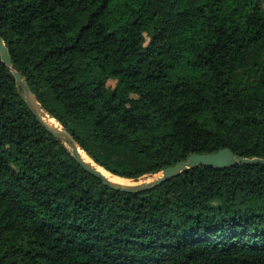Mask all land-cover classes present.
<instances>
[{
    "label": "trees",
    "instance_id": "16d2710c",
    "mask_svg": "<svg viewBox=\"0 0 264 264\" xmlns=\"http://www.w3.org/2000/svg\"><path fill=\"white\" fill-rule=\"evenodd\" d=\"M0 35L42 109L118 177L221 148L264 158V0H0ZM0 264H264V164L111 189L0 58Z\"/></svg>",
    "mask_w": 264,
    "mask_h": 264
},
{
    "label": "water",
    "instance_id": "95a60500",
    "mask_svg": "<svg viewBox=\"0 0 264 264\" xmlns=\"http://www.w3.org/2000/svg\"><path fill=\"white\" fill-rule=\"evenodd\" d=\"M0 58L2 62L8 66L15 78V83L18 88L21 89L25 103L32 114L35 116L36 120L41 124V126L49 132L54 137L61 140L70 150L71 155L76 159L79 165L87 171L88 173L92 174L103 184L108 186L111 189L120 190L128 193L132 192H140L146 190L148 188L158 186L162 182L170 179L177 174L201 165L207 166H214V167H227L237 163H254V164H264V158L260 157H242L233 153L229 148H221L217 151L210 152V153H191L185 159L178 161L176 164L167 166L160 171V175L153 180L125 185L120 183H114L109 180L100 170L93 168L87 164H84L79 156V149H81L74 137L62 126L54 127L47 123L42 116V107L40 106L39 102L37 101L36 96L31 91L30 87L26 83V81L22 78V76L17 72L11 65V58L9 55V51L4 44V41L0 35Z\"/></svg>",
    "mask_w": 264,
    "mask_h": 264
},
{
    "label": "bare ground",
    "instance_id": "6f19581e",
    "mask_svg": "<svg viewBox=\"0 0 264 264\" xmlns=\"http://www.w3.org/2000/svg\"><path fill=\"white\" fill-rule=\"evenodd\" d=\"M42 116H43V119L47 123H49L51 126L60 127L59 123L51 115H49L47 112H45L44 110L42 111ZM79 156H80V159L82 160V162L84 164H87L89 166H92L95 169L100 170L109 180H111L114 183L131 185V184L146 182L144 179H143L144 181H141V179H140V180H138V182L137 181L134 182L131 179L118 177V176L106 171L105 169H103L102 167L97 165L82 149H79ZM158 176L156 175V177H158Z\"/></svg>",
    "mask_w": 264,
    "mask_h": 264
},
{
    "label": "rangeland",
    "instance_id": "374dc122",
    "mask_svg": "<svg viewBox=\"0 0 264 264\" xmlns=\"http://www.w3.org/2000/svg\"><path fill=\"white\" fill-rule=\"evenodd\" d=\"M114 83H115L114 80H109L107 82V85L110 86V87H113L114 86ZM159 174H160V172L155 173V174L144 175L142 177H139L138 179H135V180L131 179V180L134 181V182H136V181L138 182V180H140V179H141V181H144V180L145 181H150V180L155 179L156 178V175L158 176Z\"/></svg>",
    "mask_w": 264,
    "mask_h": 264
}]
</instances>
